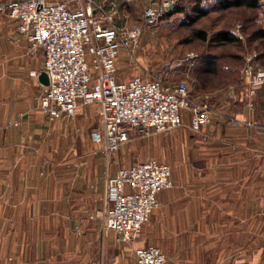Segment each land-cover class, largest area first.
<instances>
[{"label": "crops", "instance_id": "obj_1", "mask_svg": "<svg viewBox=\"0 0 264 264\" xmlns=\"http://www.w3.org/2000/svg\"><path fill=\"white\" fill-rule=\"evenodd\" d=\"M42 63V49L31 51L0 15V264H134L131 248L150 244L166 264H264V91L252 105L228 86L213 91L211 122L198 133L183 111L171 133L172 186L130 246L88 218L111 204L105 179L116 169L97 149L78 155L86 107L77 110L76 144L69 117L51 121L41 109L29 72Z\"/></svg>", "mask_w": 264, "mask_h": 264}, {"label": "built area", "instance_id": "obj_2", "mask_svg": "<svg viewBox=\"0 0 264 264\" xmlns=\"http://www.w3.org/2000/svg\"><path fill=\"white\" fill-rule=\"evenodd\" d=\"M177 1H152L144 8L142 24L130 26L116 3L108 0H0V15L16 23L31 51H43L41 71L48 84H40L39 100L48 118H72L79 107L92 109L98 124L90 139L99 152L112 154L133 136L169 134L183 126V111L189 114L188 128L195 132L211 122V95L192 94L186 80L117 76L122 54L131 68H137L135 53L144 24L157 23ZM249 61L237 84L228 88L235 98L241 96L252 105L251 99L264 85V68ZM29 73L38 77L40 71ZM228 122L236 127L255 125L236 118ZM171 186V167L159 159L120 167L105 179L111 204L88 218L100 219L105 229L131 246L159 206L158 194ZM131 255L134 264H166L165 254L153 244L132 247Z\"/></svg>", "mask_w": 264, "mask_h": 264}, {"label": "rangeland", "instance_id": "obj_3", "mask_svg": "<svg viewBox=\"0 0 264 264\" xmlns=\"http://www.w3.org/2000/svg\"><path fill=\"white\" fill-rule=\"evenodd\" d=\"M108 1L116 3L126 17V23L129 26L135 23L142 24L144 8L154 3L152 1L160 2V0ZM215 3L216 0H205V6L208 8H212ZM187 16V13L167 15L155 24H144L139 48L135 53L137 68H131L127 58L122 54L119 59L117 76L123 74L125 77H131L140 74L148 78L167 77L172 81L186 80L192 94L206 92L211 95L212 99L213 91L237 84L241 71L249 59L251 64L264 68V59L261 60L264 43L255 37L258 29H264V0H259L256 8H215L192 24L185 22ZM219 31L234 32L239 42L215 41L214 37ZM199 33H204L207 40L203 41ZM191 53L194 55L193 58L189 56ZM209 55L219 56L217 59L218 72L215 75H206L201 72ZM201 82H206L207 88L202 87ZM84 111V115L87 116V119L85 118L87 126L83 128V136L87 145L82 150L75 147L78 155H82L83 151L86 153L89 149H97L89 137L91 127L98 124V117L90 108ZM76 115L68 119L69 134L67 137L75 140L74 144H76V135L80 133L75 130V127H78L75 124ZM171 133L136 135L122 145L117 152L112 154L99 152V154H103L104 156L101 155V157H104L105 162L112 163L116 170L148 158L165 161L170 166V160L174 155ZM70 148L72 147H66L68 156L73 153ZM146 225L147 223L143 229Z\"/></svg>", "mask_w": 264, "mask_h": 264}, {"label": "trees", "instance_id": "obj_4", "mask_svg": "<svg viewBox=\"0 0 264 264\" xmlns=\"http://www.w3.org/2000/svg\"><path fill=\"white\" fill-rule=\"evenodd\" d=\"M258 2L259 0H216L215 5L212 8H208L205 6V0H179L175 3L174 9L171 11H168L163 17L167 15L187 13L188 16L185 22H187V24L188 23L192 24L196 22L198 19L206 16L210 11L214 10L215 8H220V9H229V8H234V7L256 8L258 7ZM199 36L203 41L207 40L206 35L204 33H199ZM255 37L256 39L264 43V29L263 28L258 29L255 33ZM214 40L217 42H221V41L239 42L238 36L232 31H219L216 33ZM261 54H262L261 60H263L264 53H261ZM218 58L219 56L209 55L208 60L205 61L202 66V69H201L202 74H206V75L217 74L218 72L217 59ZM201 84H202V87L207 88L208 86L206 82L204 83L201 82ZM260 90L264 91V85L258 88L256 93L260 92ZM260 102L263 103V100L260 99Z\"/></svg>", "mask_w": 264, "mask_h": 264}, {"label": "water", "instance_id": "obj_5", "mask_svg": "<svg viewBox=\"0 0 264 264\" xmlns=\"http://www.w3.org/2000/svg\"><path fill=\"white\" fill-rule=\"evenodd\" d=\"M174 7H175L174 4L172 6H170V8H169L170 11L173 10ZM38 80H39L40 84H42V85L48 84V77H47L46 73L43 71H40V73L38 74Z\"/></svg>", "mask_w": 264, "mask_h": 264}]
</instances>
